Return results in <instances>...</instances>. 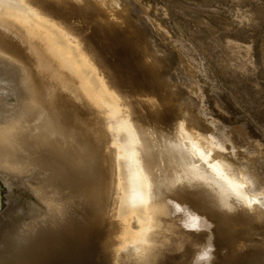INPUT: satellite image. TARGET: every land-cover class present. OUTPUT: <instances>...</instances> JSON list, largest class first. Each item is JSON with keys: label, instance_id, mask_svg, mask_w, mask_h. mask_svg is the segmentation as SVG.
Segmentation results:
<instances>
[{"label": "bare ground", "instance_id": "1", "mask_svg": "<svg viewBox=\"0 0 264 264\" xmlns=\"http://www.w3.org/2000/svg\"><path fill=\"white\" fill-rule=\"evenodd\" d=\"M230 1L264 21V0ZM150 10L0 0V264H264V152Z\"/></svg>", "mask_w": 264, "mask_h": 264}, {"label": "rangeland", "instance_id": "2", "mask_svg": "<svg viewBox=\"0 0 264 264\" xmlns=\"http://www.w3.org/2000/svg\"><path fill=\"white\" fill-rule=\"evenodd\" d=\"M144 1L151 8L150 12L163 22V26H166L170 30L173 35V39H175L176 41H174V44L176 43L174 46L175 48L170 45L172 41H170V43L169 41L165 42L166 44H169H167L168 46H170L169 50L171 49L170 51L168 50V53L172 51L170 53L171 55L178 49L182 56L186 58L185 60H187L185 61V63L183 61L182 65L188 66V64L190 65L192 63L193 66L196 65L199 67L202 74L201 81L203 82L204 89L203 104L212 114L214 113L213 115L217 120H219L221 125L224 126L226 130L229 131V129L232 130L234 128V130L232 131L235 132L239 129V127L244 126L245 129L244 127L243 129L246 131V134L252 137L250 138L251 142L253 144L257 142V145L261 147L260 150L264 152V49L261 48L264 47V21L260 22V24L257 26H248L243 23L241 25V23L236 22L234 19L235 6H232L234 5V3L230 0ZM260 1L261 0H253V7L259 9L258 4L261 3ZM148 2L150 4H153L150 5ZM243 2L248 3L249 1L245 0ZM141 16H143V14L139 15V13L135 14V12H133L131 13L130 20L131 22L138 23L142 20ZM231 16H233L232 20ZM115 21L119 23L122 22L120 24L125 26L123 19H120L119 21L116 19ZM237 24H239V26H237ZM236 26L238 29L234 28ZM232 27L234 29H232ZM228 28H231L232 31ZM158 30H161V32L164 33L163 28ZM227 39L228 41L226 42L225 40ZM229 39L231 40L229 41ZM216 42L219 44H217ZM228 42L231 44H236V42H238L236 45H240L243 48H245L246 46V48H249L250 50L253 49L254 52L251 51V55H253L251 57L252 59L248 62H245L243 57V59H241V56H234L235 60L234 58L233 60H231L232 55L229 54L227 50L228 47H226L229 45ZM247 43H249L248 46ZM220 44H222L224 47H221L222 45L220 46ZM218 47L220 49H218ZM225 49L227 50L226 55L224 54L226 53ZM188 50L191 54L187 53ZM191 57L193 58V60H191ZM219 57L220 59H222L219 60ZM224 61L226 62V64L230 61H233V63L230 62L229 64L224 65ZM251 61L254 62L253 66H255V68H253V66L251 65L253 64L251 63ZM243 63H247L246 69L244 68L245 64ZM230 64L231 66L233 65V67L229 66ZM182 65L177 66V68L181 71L183 70ZM227 68L229 71L227 70ZM238 69L240 72L238 71ZM240 69H243L244 71L242 70L241 72ZM222 70L223 72H225L223 73ZM137 98L143 99V97L139 96ZM211 105L213 106L212 108ZM226 125H229V129L228 127H226ZM235 125L238 127H236ZM230 126L233 128H231ZM259 142H261V144Z\"/></svg>", "mask_w": 264, "mask_h": 264}, {"label": "water", "instance_id": "3", "mask_svg": "<svg viewBox=\"0 0 264 264\" xmlns=\"http://www.w3.org/2000/svg\"><path fill=\"white\" fill-rule=\"evenodd\" d=\"M211 157H213V155H211ZM195 161L198 162V161H201V160H200V158H196ZM211 161H212V159L208 160L207 163H210ZM207 163L201 161V165H202L203 167H205V168L208 170L209 168H208V166H207ZM5 207H6V206H5Z\"/></svg>", "mask_w": 264, "mask_h": 264}, {"label": "snow or ice", "instance_id": "4", "mask_svg": "<svg viewBox=\"0 0 264 264\" xmlns=\"http://www.w3.org/2000/svg\"><path fill=\"white\" fill-rule=\"evenodd\" d=\"M0 67H2V65H0ZM189 187H193V185L192 184H189Z\"/></svg>", "mask_w": 264, "mask_h": 264}]
</instances>
